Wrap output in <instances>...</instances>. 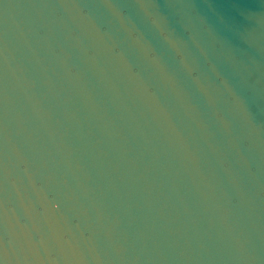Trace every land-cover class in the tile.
I'll return each instance as SVG.
<instances>
[{"label":"water","instance_id":"1","mask_svg":"<svg viewBox=\"0 0 264 264\" xmlns=\"http://www.w3.org/2000/svg\"><path fill=\"white\" fill-rule=\"evenodd\" d=\"M0 264H264V0H0Z\"/></svg>","mask_w":264,"mask_h":264}]
</instances>
